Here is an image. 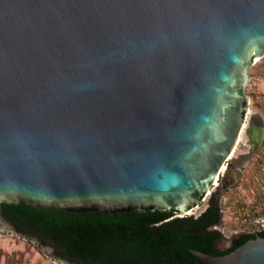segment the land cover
<instances>
[{"label": "water", "instance_id": "obj_1", "mask_svg": "<svg viewBox=\"0 0 264 264\" xmlns=\"http://www.w3.org/2000/svg\"><path fill=\"white\" fill-rule=\"evenodd\" d=\"M263 55L264 0H0V202L183 217L210 191L219 207L263 140L245 93ZM232 246L187 249L264 264V230Z\"/></svg>", "mask_w": 264, "mask_h": 264}, {"label": "trees", "instance_id": "obj_2", "mask_svg": "<svg viewBox=\"0 0 264 264\" xmlns=\"http://www.w3.org/2000/svg\"><path fill=\"white\" fill-rule=\"evenodd\" d=\"M3 205L13 215L23 214L37 223L51 238L56 257L71 264H203L188 249L212 256L233 251L232 243L225 250L216 245L222 234L211 228L219 224L221 213L212 205L198 216L183 217L176 213L93 217L42 211L20 202Z\"/></svg>", "mask_w": 264, "mask_h": 264}, {"label": "rangeland", "instance_id": "obj_3", "mask_svg": "<svg viewBox=\"0 0 264 264\" xmlns=\"http://www.w3.org/2000/svg\"><path fill=\"white\" fill-rule=\"evenodd\" d=\"M248 96L249 114H254L257 122L261 121L259 114L264 113V57L258 59L248 70V82L245 88ZM249 117V115H248ZM244 134L236 146L233 156L240 155L245 142ZM237 176V173H236ZM198 212V211H197ZM196 212V213H197ZM195 215V214H194ZM228 215V214H227ZM228 226L223 231L222 242L227 244ZM224 247V245H222ZM0 264H66L50 256L46 249H38L33 243L17 236H12L0 221Z\"/></svg>", "mask_w": 264, "mask_h": 264}, {"label": "crops", "instance_id": "obj_4", "mask_svg": "<svg viewBox=\"0 0 264 264\" xmlns=\"http://www.w3.org/2000/svg\"><path fill=\"white\" fill-rule=\"evenodd\" d=\"M263 57L264 55L261 58ZM259 116L264 125V113ZM243 146L240 155L248 152L249 146ZM238 170L236 183L225 190L223 205L227 211L258 213L264 209V136L254 156Z\"/></svg>", "mask_w": 264, "mask_h": 264}, {"label": "flooded vegetation", "instance_id": "obj_5", "mask_svg": "<svg viewBox=\"0 0 264 264\" xmlns=\"http://www.w3.org/2000/svg\"><path fill=\"white\" fill-rule=\"evenodd\" d=\"M239 168L236 169L237 175L239 174ZM227 182L225 179L220 180V183L223 184ZM212 197L209 198V202L211 201ZM8 207L3 205V202H0V221L4 225V228L10 232L12 236L20 237L24 240H28L29 242L33 243L34 246H36L39 250L40 249H46L50 256L53 257L56 260L62 261L66 264H71L66 260L59 259L56 257L55 250L53 246L51 245V238L45 237L43 235V231L41 227L31 221H27L24 217H26L23 214H20L18 216L13 215ZM211 230H217V225L211 228ZM239 236H235L232 238L227 239V244L223 243L222 240L217 242V247L219 250H225L231 243L232 240L235 238H238ZM224 245V247L222 246Z\"/></svg>", "mask_w": 264, "mask_h": 264}, {"label": "built area", "instance_id": "obj_6", "mask_svg": "<svg viewBox=\"0 0 264 264\" xmlns=\"http://www.w3.org/2000/svg\"><path fill=\"white\" fill-rule=\"evenodd\" d=\"M243 145H246L245 142H243ZM210 196V191L205 193L199 204L190 212V215L198 216L208 206ZM223 196L224 194L219 199V209L221 213L220 222L217 225L219 232H223L221 228L225 230L230 226L227 230L230 239L235 236L250 235L264 230V209L258 213L227 211L223 205Z\"/></svg>", "mask_w": 264, "mask_h": 264}, {"label": "bare ground", "instance_id": "obj_7", "mask_svg": "<svg viewBox=\"0 0 264 264\" xmlns=\"http://www.w3.org/2000/svg\"><path fill=\"white\" fill-rule=\"evenodd\" d=\"M241 138V137H240Z\"/></svg>", "mask_w": 264, "mask_h": 264}]
</instances>
